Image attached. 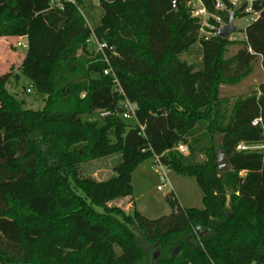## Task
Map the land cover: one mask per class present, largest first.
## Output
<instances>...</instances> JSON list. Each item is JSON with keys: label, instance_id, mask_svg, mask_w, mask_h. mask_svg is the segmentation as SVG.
Returning <instances> with one entry per match:
<instances>
[{"label": "trees", "instance_id": "1", "mask_svg": "<svg viewBox=\"0 0 264 264\" xmlns=\"http://www.w3.org/2000/svg\"><path fill=\"white\" fill-rule=\"evenodd\" d=\"M80 1L0 0V37L26 40L23 88L44 101L25 107L6 88L10 75H0V264H140L149 248L159 251L151 264H264V147L236 149L264 146V80L229 110L220 96L256 62L264 71V0L251 1L258 16L236 41L203 40L187 0H98L94 32L118 53L112 65L123 94L105 63L88 56L92 30ZM200 1L224 23L248 5L220 0L217 10L216 0ZM196 44L197 68L180 57ZM136 61L143 69L129 72ZM124 99L136 105L133 125L121 115ZM217 148L232 167L221 175ZM154 154L195 179L202 208L181 207L171 191L167 215L150 219L134 207L131 173ZM108 158L107 178L80 172Z\"/></svg>", "mask_w": 264, "mask_h": 264}, {"label": "rangeland", "instance_id": "2", "mask_svg": "<svg viewBox=\"0 0 264 264\" xmlns=\"http://www.w3.org/2000/svg\"><path fill=\"white\" fill-rule=\"evenodd\" d=\"M238 2L240 5L243 3L242 0H238ZM79 8L88 27L94 31L99 26L100 19L103 15V9L99 6L98 0H81L79 2ZM250 23L251 20L247 14L235 18V35L239 37V40L244 37V29ZM17 42L18 40H11L9 37H0V75H10L6 88L10 93L14 94L18 100L23 101L25 107L41 109L44 104L43 97L36 94L33 89L23 88L25 86L27 87L28 80L21 75L19 68L25 55L26 48L17 45ZM20 42L24 44L26 40L23 38ZM237 48V44L229 46L226 57H231ZM180 57L192 64L195 68L199 67L201 60L200 46L196 44ZM156 58L157 56H155V59ZM126 66L129 72H139L143 69L142 63L138 61ZM261 79L259 65L256 62L249 76L244 77L235 85H222L220 87V96L228 99L225 107L229 110L236 99L246 97L256 92L255 87ZM125 122L130 125L135 123L133 118L125 119ZM262 147L264 146L258 144L256 149ZM114 161L115 159L108 158L103 162L87 163L81 166L80 172L84 175L91 174L96 179H104L113 174L112 166ZM152 165V156L146 157L137 164L131 173L134 207L141 214L150 219L158 218L171 212V207L166 199L167 194L170 192V188L164 186V183L160 180L158 171L154 169ZM166 174L171 182L173 194L181 207L199 209L203 207L202 192L193 177L178 175L170 170H166ZM157 186H161L162 190H157ZM117 203L124 208L125 211L131 209L128 203ZM140 243L143 248H146V244L143 241ZM156 251L158 254L154 258L153 256ZM146 252L147 255L140 264H151V260L157 259L159 256V251L157 249L151 250V248H149Z\"/></svg>", "mask_w": 264, "mask_h": 264}, {"label": "built area", "instance_id": "3", "mask_svg": "<svg viewBox=\"0 0 264 264\" xmlns=\"http://www.w3.org/2000/svg\"><path fill=\"white\" fill-rule=\"evenodd\" d=\"M70 1L74 3V0H65ZM231 4L235 8H239L241 5L239 4L238 0H229ZM243 1V0H242ZM251 1L247 0L248 5L244 8V12L249 15V19L251 21L255 20L258 16V12H255L251 8ZM176 4V0L171 1L172 7H174ZM187 4L191 8V16L196 18L199 21L200 28H199V36L203 40H208L209 38L217 35V30L223 26L225 23L222 21L221 17L219 15L209 14L205 7L202 5L200 0H187ZM58 6H61V4H57ZM224 8V5L221 3L220 0L215 1V9L221 10ZM212 18V20H210ZM229 40L236 41L239 40V37L235 35V33L231 34L228 37ZM86 44L89 48V57L92 59H100L105 63V68L103 70L104 75H109L112 79L113 85L115 89L123 94V88L120 83V80L113 68V60L118 55L115 47L108 42L102 40L98 35L92 30L90 36L86 39ZM17 45H20L22 47L26 48V42L23 44L20 41L17 42ZM78 54H81V51H78ZM135 110L136 105L129 102L127 99H124L122 102V117L124 119L133 118L135 119ZM261 122V118H256L252 121L253 125H256ZM142 130V127H140ZM237 150H250V149H256V146H249L245 144H238L236 147ZM176 150L182 153L183 155L188 154L187 146L184 144H179L176 147ZM153 158V165L152 167L156 169L159 173L160 180L164 183V186L170 188V191L172 190L171 182L169 181L166 170L167 168L162 164L160 156L154 154L152 156ZM157 190H162L161 186H157Z\"/></svg>", "mask_w": 264, "mask_h": 264}, {"label": "water", "instance_id": "4", "mask_svg": "<svg viewBox=\"0 0 264 264\" xmlns=\"http://www.w3.org/2000/svg\"><path fill=\"white\" fill-rule=\"evenodd\" d=\"M236 27L234 24V13L231 12L228 17L227 23H225L223 26H221L217 30V36L222 37V38H228L231 34L235 33ZM219 144H222V139L219 138ZM215 157H216V165H217V173L218 175H221L223 173L229 172L232 170V167L227 159V157L224 154V151L221 148H217L215 151ZM200 234H204L205 232H201L200 229H198ZM158 252L156 251L154 254V258Z\"/></svg>", "mask_w": 264, "mask_h": 264}, {"label": "crops", "instance_id": "5", "mask_svg": "<svg viewBox=\"0 0 264 264\" xmlns=\"http://www.w3.org/2000/svg\"><path fill=\"white\" fill-rule=\"evenodd\" d=\"M9 39L20 41V40L23 39V38H20V37H9ZM258 65H259V64H258ZM259 73H261V78H262V80H264V71H262L260 65H259ZM255 88H256V87H255Z\"/></svg>", "mask_w": 264, "mask_h": 264}]
</instances>
